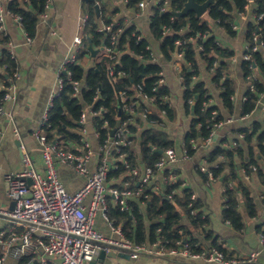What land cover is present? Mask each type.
<instances>
[{
    "label": "trees",
    "instance_id": "1",
    "mask_svg": "<svg viewBox=\"0 0 264 264\" xmlns=\"http://www.w3.org/2000/svg\"><path fill=\"white\" fill-rule=\"evenodd\" d=\"M96 1L84 0L85 9L88 13V21L85 24L86 38L82 47L77 53L78 63L70 67L73 79L83 82L79 97H73V89L68 80L61 95L51 109L47 125L44 127L45 135L50 140H61L64 143L73 142L80 145V117L83 109L91 107L94 111L104 109L105 113L96 117L95 128L100 134L99 141L106 138L107 134L115 130L123 121L129 119L124 110L126 105L139 100L134 97L142 90L144 94L157 97L158 107L165 110L167 119L173 121L176 117V108L171 107L168 100L170 87L167 84L158 85L161 78L160 73L163 68L159 64L150 61V52L147 46L150 40L143 37L136 26H128L124 19L114 21L116 9H109L101 1L99 11L96 8ZM197 3H204L206 0H195ZM140 0H128V8L139 9ZM186 0H171V8L180 11ZM206 14L198 18L194 12L180 18H176L169 11L161 12L155 8L149 32L153 40L159 45L160 54L165 60H172L176 51H183L185 62L181 81L183 87L182 106L185 116L190 119V124L184 136V146L188 148L190 156L194 155L195 149L191 147V141H200L207 137L214 125L225 117L215 104L210 105L212 95L202 81H195L199 77L200 62L206 66L207 72L211 73V81L221 90V100L223 106L230 115L234 112L235 81L231 77V59L234 53L220 44L214 27L223 29L232 35L234 29V15L244 13L248 5L253 6L254 13L264 15V0H213ZM47 0H8L6 9L15 15H20L23 22V30L30 38L36 34L40 21V16L45 13ZM264 23L261 19L258 25L249 23L246 32V43L251 47L258 44L254 41V36L259 34V42L264 44V33H260L259 27ZM113 24V31L118 27L123 28L119 36L118 47L124 53L119 58L110 60L103 57L99 62L89 68L83 66L82 60L91 55L90 47L101 48L110 44L111 34L103 31L102 26ZM2 43L10 41L5 33ZM187 41L182 49L175 46L176 40ZM191 39V40H190ZM192 39L194 41H192ZM251 60L243 61L242 69L244 77L251 78L254 90L249 87L244 99L243 116L251 114L264 94V52H252ZM187 62L190 65H187ZM216 64V65H215ZM0 88L2 85L11 84L10 79L14 73L19 72L16 61L12 60L6 48L0 50ZM113 69L115 73L123 71L126 77L114 82L109 74ZM164 73V72H163ZM260 74V75H259ZM258 75L261 77L259 78ZM65 79L67 77L65 76ZM121 93H124L122 96ZM4 91L0 89V98ZM166 96V98H165ZM142 103V102H139ZM143 107V106H142ZM141 107V108H142ZM216 110L217 115L212 117V112ZM105 120L108 121L110 131L103 129ZM152 126L143 129L144 122L137 119L132 125L129 124L131 132L136 134L134 141L139 146H130L126 151L130 155L132 168H155V164L162 155L160 151L174 149L175 141L171 140L168 134L158 129L156 126H165L164 120L155 112L147 121ZM142 130V131H141ZM144 130V131H143ZM244 136L243 143H236L234 147L227 142L226 137L218 138L212 145L208 162L215 163L218 167H212L211 171L217 179L223 178L227 185L225 192V221H230L236 227L242 225V217L237 211L241 200L248 208L254 210L255 206L251 199V193L242 181H240L239 171L245 169L251 172V168L256 167L258 174L262 177L263 169L259 167L260 162H264V129L260 123L255 122L252 127L242 130ZM139 141V142H138ZM228 144V145H226ZM223 160H220V157ZM217 162V163H216ZM201 172V170L199 169ZM206 180L207 174L201 172ZM131 169L121 168L113 172L111 177L121 178L131 181ZM236 182V184L234 183ZM230 183H234L230 187ZM138 187V185H135ZM145 188L148 199L145 200L146 212L142 213L139 203H129V210L122 211L114 208L111 204L109 215L116 225H120L125 236L135 244H147L155 240L166 239L174 242L181 238L180 229H185L182 219L187 215L194 227L205 224L200 213L190 216L192 210L188 207L190 192L185 191L182 199L176 201L168 198L166 194H160ZM172 190L168 187L167 192ZM159 231V232H158ZM185 233V232H184ZM165 240V241H166ZM19 264H33L31 258L22 257Z\"/></svg>",
    "mask_w": 264,
    "mask_h": 264
},
{
    "label": "crops",
    "instance_id": "2",
    "mask_svg": "<svg viewBox=\"0 0 264 264\" xmlns=\"http://www.w3.org/2000/svg\"><path fill=\"white\" fill-rule=\"evenodd\" d=\"M95 1V0H94ZM103 1L106 7L117 12L114 21L124 19V23L128 26L134 25L141 35L150 40L148 46L151 47L156 61L155 64L161 65L164 72L165 84L170 87V94L167 96L170 106L176 108V117L173 121L167 119V113L161 114V110L155 107L154 111L164 120L165 126H156L158 129L164 130L171 140L175 141L174 150L180 156L178 161L169 165L165 170L158 171L153 177L149 186L146 188L160 194H169L164 186V177L173 172L178 177V187L174 186V195L171 198L174 201L182 199L185 191L190 192L191 197H195V211H190V216L200 213L202 219L206 222L200 226L194 227L192 220L184 215L182 223L185 229H180L181 238L174 242L160 239L154 242H147L151 249L157 250L163 248L168 253V248L176 245V242L189 241L191 245L200 244L205 247L214 246L221 250L224 257L228 261H238V264H264V248L261 246L260 235H264V176H260L256 167L251 168V172L240 169V181L249 188L251 199L255 209H250L241 200L238 204L237 211L242 217V225L238 228L230 221H225V192L226 184L222 180L208 181L199 171L200 167L207 162L208 168H212L215 163L208 162L207 158L210 154L212 144L203 145L201 140L198 141V147L195 149L194 155L188 159L183 158L181 154L184 148V136L190 124V119L185 116L182 106L183 87L179 79V70L174 60H165L160 54L159 45L153 40L149 32V26L152 17L155 14L153 0H140L139 9L133 10L128 8V0H97ZM249 1V0H248ZM144 2L141 7L140 3ZM253 2V1H249ZM8 0H4L7 5ZM102 3V2H101ZM99 9V7H98ZM88 14L85 9L84 0H52L51 4L45 10L46 17L40 16L36 34L31 41L28 35L18 26L12 17L7 16L5 20V31L10 38L9 42L14 45L16 64L19 70V78L15 85L17 88L16 100L6 106L5 115L2 118V147L0 149V209L8 210L12 204L9 198V182L8 176L11 173L22 169V153L21 147H24L31 158L34 160L35 167L42 171V149L35 137V131L41 126L43 115L48 101L57 87V75L61 60L71 52H75L73 40L77 36L86 38L85 26H83L84 15ZM253 6L248 5V9L244 13H236L234 15V26L236 27L234 34L230 35L219 27H214V32L221 45L231 49L234 53L231 59V77L235 81L234 96V112L230 115L229 111L223 106L221 100V90L211 81V73L207 72L206 66L200 62L201 74L195 78V81H202L212 95L211 103L215 104L221 114L232 116L234 122L224 126L218 133V138L226 137L230 145L240 143L242 130L252 127L255 122L261 124L264 129V94L258 101L256 109L249 115L243 116V104L246 92L249 88V81L244 77L242 64L246 54V32L249 23H253L254 17ZM54 32V34H53ZM4 32L0 30V50L6 48V44L1 40L4 38ZM96 49V48H93ZM100 49V48H98ZM79 49L77 50L78 53ZM264 52V47L262 49ZM174 55V54H172ZM99 56V58H98ZM11 58V57H10ZM102 59L101 52L96 57L92 54L84 57L83 66L89 68ZM150 61L151 55H150ZM216 65V64H215ZM181 68H183L181 66ZM2 72V69H0ZM17 72V71H16ZM260 75V74H259ZM258 75L259 78H261ZM1 89V88H0ZM155 112L153 115H155ZM143 121V120H141ZM144 122V128L152 125ZM182 122V123H181ZM184 126V127H182ZM142 131V130H141ZM144 131V130H143ZM88 134L93 145H96L98 138L95 129L90 127ZM217 140V139H216ZM215 140V141H216ZM139 142V141H138ZM135 149H139L138 144L132 145ZM165 151H162V154ZM161 154V155H162ZM217 163V162H216ZM259 167L263 169L264 162L259 163ZM93 169V165L91 164ZM141 166V172L145 168ZM61 182L69 194H75L86 182L81 177L66 167L59 165L57 167ZM110 183L118 186L122 180L111 179ZM120 181V182H119ZM236 184V182H234ZM230 183L231 186L235 185ZM159 187L160 189H156ZM139 203L142 213L146 212L145 201L143 199H131L129 203ZM112 205V204H111ZM113 206V205H112ZM129 206V205H128ZM120 208L119 206H113ZM189 207V205H188ZM190 208V207H189ZM192 209V208H190ZM122 210V209H121ZM129 210V207L128 209ZM122 210V211H127ZM110 217V215H109ZM8 220L0 217V230L8 227ZM96 229L107 238H117L114 235L100 214L96 218ZM159 232V231H158ZM185 232V233H184ZM169 245L162 247L166 241ZM188 242V243H189ZM161 244V245H160ZM160 245V247H158ZM253 254H257V260L254 262H243L248 260ZM31 258L33 264H38L36 258ZM21 259L9 258L5 264H19ZM92 264H218L205 262L201 260L187 261L177 256H158V255H140L136 259L131 257H98Z\"/></svg>",
    "mask_w": 264,
    "mask_h": 264
},
{
    "label": "built area",
    "instance_id": "3",
    "mask_svg": "<svg viewBox=\"0 0 264 264\" xmlns=\"http://www.w3.org/2000/svg\"><path fill=\"white\" fill-rule=\"evenodd\" d=\"M51 1L47 0L46 8L50 6ZM153 2L154 7H158L161 12L168 11L171 7V0H153ZM100 5L101 2L96 1V6L100 7ZM144 5V2L140 3L141 7ZM7 16L12 17L23 30L22 17L10 13L4 5V0H0V30L5 35L7 33L4 25ZM41 16L46 17L45 13ZM263 16L256 14L253 24L258 25ZM88 17V14L84 15L83 26L87 23ZM101 29L111 34L110 44L104 46L101 51L102 58L114 60L124 53H129V51H121L118 47L119 36L123 28L118 27L113 31V24H110L102 26ZM234 29H236L235 26ZM259 31L261 34L264 33V23L259 27ZM24 33L27 36L25 31ZM27 37L31 41V38ZM258 38L259 34H256L254 41L258 42L257 45L251 47L249 43L246 44L244 60H251V51H262L264 44L259 42ZM192 41L194 40L192 39ZM83 42L84 38L77 36L73 40L76 51L68 53L61 60L57 75V87L48 101L42 124L34 133L42 149V171L35 167V162L28 151L21 147L23 167L8 176V195L14 203V208L12 210L0 209V217L6 218L9 222L6 229L0 230V264H5L9 258L21 259L22 257L36 258L38 264H92L101 252L108 253L111 249L126 252L132 259L147 254L161 257L177 256L187 261L201 260L218 264H238V261L226 260L223 252L214 246L191 245L189 241L179 240L170 249L165 246L169 245L166 241L162 247L168 248V253L163 248L153 250L147 244H135L125 236L121 226L116 225L115 221L109 217L110 204L119 206L122 210H127L129 200L142 198L145 201L148 199L144 187L149 186L158 171L165 170L169 165L177 162L180 157L174 149H167L155 164V168L148 167L141 172L139 168L131 167L130 155L126 149L135 143L136 134L131 132L128 125H132L137 119L148 120L155 112V107L158 109L157 97L144 94L139 89L138 93L134 95L139 100L124 107L129 119L123 121L115 129L114 134L108 133L106 138L101 141H99L100 134L95 128V119L103 115L105 110L102 108L99 111H94L91 107L83 109L80 117V145L47 138L44 127L47 125L55 101L63 91L66 80L72 86L73 97L78 98L81 94L83 82L73 79L70 67L78 63L77 50L82 47ZM186 42L178 39L175 46L178 50L182 49ZM6 47L11 59L16 61L13 43L8 42ZM147 49L151 55V62H155L156 59L151 47L147 46ZM174 59L179 70V79L182 81L183 68L181 66L183 67V63H186L184 52L176 51L172 60ZM187 65H190V63L187 62ZM109 74L114 82L126 77L125 72L115 73L113 69L110 70ZM65 76L67 79H65ZM160 76L161 78L157 82L158 85L165 84L164 73L161 72ZM18 78L19 72H16L10 79L11 84L1 86L4 95L0 98V149L3 136L2 118L5 115L6 106L16 100L17 88L15 82ZM248 81L249 87L254 90L251 78H248ZM121 95L123 96L124 93H121ZM244 99H247V97ZM210 105H212L211 101ZM160 112L162 115L166 114L165 110ZM215 115H217L216 110L212 112V117ZM233 122L234 118L232 116H226L223 120L217 122L209 135L201 139V144H213L218 139L220 130ZM90 127L95 129L98 138L96 145H93L88 134ZM103 129L110 131L107 120L103 124ZM240 137L241 139L244 138L243 135ZM234 146L231 145V147ZM191 147L196 149L198 142L191 141ZM181 156L186 159L190 157L187 147L184 146ZM220 160H223L222 156ZM59 165L86 179L85 184L75 194H69L61 182L57 169ZM122 167L131 169V176L133 177L131 181L124 180L118 186H115L110 183L111 179H122L111 177V175ZM214 167H218V165L215 164ZM211 169L208 168L207 162L200 167L201 172L207 174L210 182L217 180ZM135 185H138V187H135ZM174 186H179L178 177L170 172L164 177V186H162L163 188H172L171 192L167 194L169 199L174 195ZM156 189L160 188L156 187ZM194 202L195 197L192 196L189 202L192 211L196 210L193 209ZM100 214L117 238H107L96 229V218ZM259 242L264 248V235H260ZM256 260L257 254H253L243 262H254Z\"/></svg>",
    "mask_w": 264,
    "mask_h": 264
},
{
    "label": "water",
    "instance_id": "4",
    "mask_svg": "<svg viewBox=\"0 0 264 264\" xmlns=\"http://www.w3.org/2000/svg\"><path fill=\"white\" fill-rule=\"evenodd\" d=\"M89 2H93L94 0H86ZM249 1H254V0H249ZM213 0H206L204 3H197L195 0H186L183 8L180 11H174L171 7L168 9V11L170 13H172V15L176 18H180V17H184L186 15H188L190 12H194L196 14V16L198 18L203 17L206 12L208 11V8L211 4H213ZM97 11H99L98 6H96ZM264 19V16H263ZM104 48V44L102 45V47L100 49H93L92 47L89 48V50L91 51V54L96 57V55L101 52ZM115 130L112 131V134H114ZM160 154H162V151H160ZM14 208V203L12 202L11 206H10V210H12ZM125 257V258H129L130 255L126 252L123 251H119L116 249H111L108 253L106 252H101L100 253V257Z\"/></svg>",
    "mask_w": 264,
    "mask_h": 264
},
{
    "label": "rangeland",
    "instance_id": "5",
    "mask_svg": "<svg viewBox=\"0 0 264 264\" xmlns=\"http://www.w3.org/2000/svg\"><path fill=\"white\" fill-rule=\"evenodd\" d=\"M98 58H99V56H98ZM182 123V122H181ZM182 127H184V126H182ZM68 169V168H67Z\"/></svg>",
    "mask_w": 264,
    "mask_h": 264
}]
</instances>
